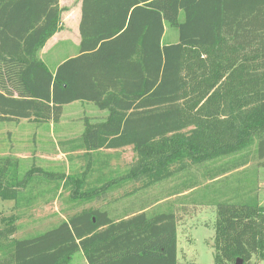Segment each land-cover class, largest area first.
I'll list each match as a JSON object with an SVG mask.
<instances>
[{
    "label": "trees",
    "instance_id": "obj_1",
    "mask_svg": "<svg viewBox=\"0 0 264 264\" xmlns=\"http://www.w3.org/2000/svg\"><path fill=\"white\" fill-rule=\"evenodd\" d=\"M62 12L60 0H0V123L56 124L74 102L107 111L68 151L132 147L134 182L174 184L173 194L193 190L183 199L215 206V264H259L264 207L251 175L264 167V0H82L80 54L53 72L39 53ZM168 28L177 42L165 43ZM15 167H0V197L29 209L42 194L33 179L47 174ZM103 180H84L86 194L124 183ZM111 210L21 239L13 218H0V264H71L77 253L87 264H179L174 212L117 219Z\"/></svg>",
    "mask_w": 264,
    "mask_h": 264
},
{
    "label": "rangeland",
    "instance_id": "obj_2",
    "mask_svg": "<svg viewBox=\"0 0 264 264\" xmlns=\"http://www.w3.org/2000/svg\"><path fill=\"white\" fill-rule=\"evenodd\" d=\"M64 1L66 3L70 1L71 4L75 2V0ZM168 29L169 34L165 38V43L177 41L178 30ZM83 111L79 107H68L64 117L66 123H40L34 120L0 123V167H3L5 161L10 159L13 167L18 166L15 168L18 169L19 175L22 177L33 169L40 170L39 172L42 174H47L36 176L33 179L32 184L35 181L41 182V189L36 191L42 192L43 195L41 194V198L29 209L17 207L15 201L3 200L0 197V218H13L12 224L16 227L13 238L21 239L42 233L83 210L106 209L113 206L117 210L114 216L117 219L123 217L122 208L125 203L124 201L122 203L120 198L126 192L136 188L137 182H134L128 173L136 166L138 156L132 147L106 153L87 154L86 156L80 155L83 152L65 155L63 152L65 145L60 139L61 133L67 128L75 136H80ZM159 150L158 148L154 151ZM99 160L103 162L98 163ZM253 165L258 170V177L254 176L256 173L251 175L253 185L256 186L258 183L257 195L261 206L264 207V167H258L257 163ZM99 166L104 167L100 170ZM106 166H108L107 169ZM103 175L105 176V181L103 180L105 183L111 179L117 183L130 180L129 182H133V185L124 191L116 187V190L113 188L98 198L89 197L85 192V187H83V181L86 180V183L94 185L96 179ZM72 178L74 182L67 185L68 182L72 181ZM214 184L217 182L211 183V185ZM140 185L143 184L140 183ZM167 185L164 184L162 189L166 190ZM207 185V182L201 184L199 192L207 191L205 189ZM31 186L27 191L32 190ZM157 191L159 190L156 187L153 192L156 193ZM74 194L77 195L74 196ZM115 199H119V201L113 204ZM171 202L173 204L174 200ZM215 210V206L190 207L188 205L177 208L180 264H215L213 248ZM7 226L8 221L0 224V229ZM5 242L2 241L3 245H7ZM1 255L0 253V259ZM71 264H86L83 254L77 253ZM259 264H264V260L260 261Z\"/></svg>",
    "mask_w": 264,
    "mask_h": 264
},
{
    "label": "crops",
    "instance_id": "obj_3",
    "mask_svg": "<svg viewBox=\"0 0 264 264\" xmlns=\"http://www.w3.org/2000/svg\"><path fill=\"white\" fill-rule=\"evenodd\" d=\"M76 1L77 3H75ZM75 2L71 4L70 1L66 3L64 0H60V6L63 9V12L61 15V25H60L61 29L47 41V43L45 44V46L39 53V58L53 72H55L57 68L60 65H62L64 62L68 61L69 59L75 58L79 56L80 54L79 46L81 44L80 24H81V19H82V0H75ZM175 42L177 41H174L173 43ZM71 106L79 107L84 110L81 115L82 129H81L80 136H75L67 128H65V130L61 133V136H62L60 137L61 142H63L66 146L65 151H63L65 155L83 152V154H80V155L86 156L87 154H95V153L97 154L101 152L106 153V152H111V151H117V150L102 149L96 152L88 153L86 150L80 149L75 152H69L68 151L69 148L66 144L71 141H80L83 139L84 132H85V124L87 122L100 123V122H104L108 117L107 111L99 110L92 103L74 102L72 104L65 105L63 107V113H62V116L59 122L66 123L64 122L65 111L68 107H71ZM87 111H89V113H87ZM21 121H26V120H21ZM11 123H16V122H11ZM51 123L53 124V122ZM126 148H129V147H126ZM107 168L108 166H106V169ZM140 183H142L143 185H140ZM132 185H133V182L126 181L121 186V190L124 191V189L129 188ZM156 187L159 191L155 193L153 192V190ZM162 187L163 185L161 186L160 183H156V184L154 183L149 188H145V181L137 182L136 188L134 187L132 191L126 192L120 198L121 202L123 203L124 201L125 203V206L122 208L123 209L122 218L128 219L142 212L150 213L156 208L160 209V211H163V212H174L176 214L177 208L179 206H182V207H185L188 205L190 207L198 206V205H195V203L192 200L183 199L184 198L183 196H187L193 190L185 192L183 194H173L172 188H174V186L172 184H170L169 186H166V190H163ZM172 200H174L173 204L171 202ZM118 201L119 199H115L113 201L114 202L113 204L117 203ZM161 206H164V207L161 208ZM111 209H112L111 213L112 215H114L117 210L113 206L111 207ZM177 221H178V217H177ZM177 236H178V243H179L178 229H177ZM178 261H180L179 246H178Z\"/></svg>",
    "mask_w": 264,
    "mask_h": 264
},
{
    "label": "water",
    "instance_id": "obj_4",
    "mask_svg": "<svg viewBox=\"0 0 264 264\" xmlns=\"http://www.w3.org/2000/svg\"><path fill=\"white\" fill-rule=\"evenodd\" d=\"M237 264H242V261L238 260V263Z\"/></svg>",
    "mask_w": 264,
    "mask_h": 264
}]
</instances>
